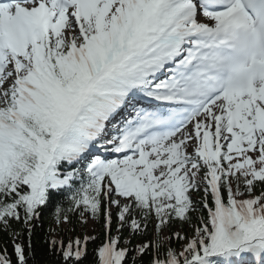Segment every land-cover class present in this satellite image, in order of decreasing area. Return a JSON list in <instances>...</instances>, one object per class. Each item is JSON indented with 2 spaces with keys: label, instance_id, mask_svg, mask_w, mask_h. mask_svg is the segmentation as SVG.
I'll use <instances>...</instances> for the list:
<instances>
[{
  "label": "snow or ice",
  "instance_id": "obj_1",
  "mask_svg": "<svg viewBox=\"0 0 264 264\" xmlns=\"http://www.w3.org/2000/svg\"><path fill=\"white\" fill-rule=\"evenodd\" d=\"M86 261L264 264V0H0V264Z\"/></svg>",
  "mask_w": 264,
  "mask_h": 264
},
{
  "label": "trees",
  "instance_id": "obj_2",
  "mask_svg": "<svg viewBox=\"0 0 264 264\" xmlns=\"http://www.w3.org/2000/svg\"><path fill=\"white\" fill-rule=\"evenodd\" d=\"M37 258L39 260H44L45 259L44 253H43V249H42V247L39 244H37ZM85 264H88V262L86 261Z\"/></svg>",
  "mask_w": 264,
  "mask_h": 264
}]
</instances>
